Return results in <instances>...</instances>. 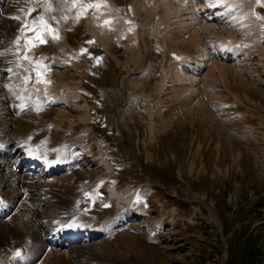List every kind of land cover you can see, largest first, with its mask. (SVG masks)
<instances>
[{"label": "rangeland", "instance_id": "374dc122", "mask_svg": "<svg viewBox=\"0 0 264 264\" xmlns=\"http://www.w3.org/2000/svg\"><path fill=\"white\" fill-rule=\"evenodd\" d=\"M93 1L97 2L72 0L71 15L75 9L86 14L81 23L66 19L60 28L75 33V27L82 26L77 27L81 37L67 41L68 33L45 32V42L37 39L28 53L66 63L51 76L52 86H35L36 90L46 86L48 92L41 94H58L66 102L42 111L44 117L42 112L31 115L38 125L36 139L55 145L67 135L71 145L87 144L80 171L64 176L80 186V210L85 207L109 220L116 211H131L133 216L146 209V216L131 218L102 240L103 251L117 259L125 253L126 264H264V0H244L245 6L253 7L255 19V26L245 31L239 32L249 24L243 8L239 28L214 26V33L198 38V25H191L170 34L172 43L160 31L163 24L152 23H165L173 12L180 18L189 14L183 12L182 0H102L98 8ZM58 3L63 9L65 4ZM113 16L122 24L119 29ZM172 21L171 31L179 19ZM230 29L236 32L243 55L224 61L212 48L224 42ZM232 39L228 37L229 42ZM202 52L206 54L196 77L183 73L184 57L192 62ZM34 83L30 80L29 85ZM19 88L29 92L25 86ZM25 118L22 131L28 136L34 124ZM15 133L9 131L8 136ZM96 144L101 146L98 151ZM111 183L119 184L120 204L110 200ZM6 189V196L21 195L18 187ZM20 198L11 206L19 209L22 204L25 212L1 221L0 231L8 220L22 238L32 231L34 218L27 211L32 204ZM36 210L43 215L40 207ZM97 222L101 221L93 220L98 226ZM126 243L133 245L128 254Z\"/></svg>", "mask_w": 264, "mask_h": 264}, {"label": "bare ground", "instance_id": "6f19581e", "mask_svg": "<svg viewBox=\"0 0 264 264\" xmlns=\"http://www.w3.org/2000/svg\"><path fill=\"white\" fill-rule=\"evenodd\" d=\"M57 1L59 0H0V128L2 130V132L0 133L1 135L0 139L2 138L4 139V143L3 141H0L1 142L0 151L2 152V159H3V161H0V193L4 194V195L1 194L0 197V222L5 221L15 212H18L19 214L25 212V206L22 204L19 209H17L16 207L14 208V206H11L14 202H18V201L21 202V198H20L21 196H22V200L26 198L32 204L33 207H29L27 211L28 214L31 216V220L32 218H34L32 221V231L28 235L22 238L19 237L20 230L17 229L18 230L17 231L12 229L9 226L8 220L5 222L4 225L1 226L2 229L0 231V264H125L126 263L124 259L125 253L124 256L119 253V255L123 256L122 259L112 258L111 256L105 254V251H103L104 245L102 241L107 233L106 229L112 226L114 227L119 226L121 224L120 221H122L123 216H121L120 213H116L114 215V218L112 219L111 224L107 225L106 227H104L102 224H98L99 227L96 224H93V220L104 222L106 217L102 215H97V213L95 212L91 214V212H88L85 207H84L85 210H80V207L83 208V205L81 204L82 200L80 199L82 198L81 194H78L77 192L79 190L78 187L80 186L78 187L75 186L76 183L75 182L74 184L72 183L73 182L72 178L69 179L64 178V176L67 177V175L69 176L75 175V172L77 171V170L76 171L73 170L70 173H66L71 167H73L76 164V158L73 157L71 158L70 156L72 151L71 146L66 142L62 143L59 147L58 145L55 147H50V144L44 142L39 143L37 142L38 140L35 141L33 140L32 142H30L29 139L27 138V135L25 136L23 134L24 130L22 131V129H24L23 128L24 124L22 120L25 117H26L25 120L31 118L30 120L33 121L34 126L33 128H31V130H35V128H38L37 121H35L34 117H32V115L29 114V112L32 109L36 108V103L37 104L41 103L43 105L49 106V105L61 104L66 102L63 99V96L61 97L60 95L56 94L57 92L55 94L59 97H51L48 96L47 94H41V93H39L37 96L32 95L29 91V86H27L25 82L21 81L22 78H28L29 76H33L35 75L36 72H38V71L34 72L30 70V69H36V66H34L32 63L49 61V63H44V64L40 63L41 66L44 67L45 69L44 72H46V70H54L55 68L56 69L60 68V66L62 65V62H54L55 60L52 58L47 61L46 60L42 61L43 56H31L29 58L27 54L21 55L20 54L21 47L19 44L21 39L26 38V34L24 33V30H26L29 26H32L33 23L36 24L37 31H35V33H37L40 31H44L45 27L51 26L52 28H56L61 20H63L64 18H68V15L70 14L69 10L67 9L66 6L65 7L63 6L64 8L62 9V5L59 3H58L59 5L58 7V5L56 4ZM179 1L180 0H178V2ZM187 1L190 4H193L192 6H195L196 0H187ZM205 1L211 3L210 5H208V9H206L205 11L203 10V15L205 19L202 18L198 19L194 17L193 15H191L190 11H188L189 14L182 13L185 14V17H181V18L178 17L179 15L177 16L176 13L173 12L172 17L170 19L169 17L166 18L167 21L165 23L159 21L161 23L157 24L156 21V23H152V24L154 25L163 24V28H161L160 31L162 32V35L164 34L166 38H168L169 41H170V37H169L170 34L172 33L179 34V32L182 31L184 27L190 28L191 25L194 26L198 25V28L195 29L196 33L198 34V38L200 37V35L206 36L205 32L214 33L215 27L208 23L209 22L208 20L211 19L213 21L216 20L218 25L226 24L229 28H232L233 26H236L238 28L241 27V21L244 20V18L242 19L241 16V14L243 13V8H245L242 6L244 5V2L243 4H241L239 0H205ZM69 2H71L73 6L72 0H67L68 4ZM77 2L80 3L81 1H77ZM181 4L182 3H180V6ZM81 5L83 4L81 3ZM201 6L198 7L203 8ZM52 7L55 10H57L56 14L59 15L60 18L62 17V19L60 18L58 20L53 19V16H51L49 12L52 10ZM169 9L171 10V8ZM210 9H217L218 12L216 11L211 15L209 13ZM245 9H246L245 10L246 17L249 20H252V13H253L252 9L251 8H245ZM230 12H232V14ZM15 17H19V19H15ZM113 17L114 18L112 19H114V22L112 23H114L116 27L119 26L120 28L122 24L120 25L119 23L120 21H118V19L115 18V16ZM173 18H175L176 20H174ZM177 19H179V22L177 21ZM185 19L187 22L180 23ZM25 20H26V25H23V21ZM169 20H173L172 22L174 21L178 22L177 26L174 23L176 28L173 27L172 31L168 26L170 25ZM80 21H81L80 18L74 17L73 24H76ZM162 21L164 20L162 19ZM46 22L48 25L46 24ZM250 23H253V21L249 22V25L248 24L247 25L251 26ZM203 25H205L206 27L204 29H208V28L211 29L204 31V29L202 28ZM77 27H75L74 29L75 33H68L67 41H71V38H78V36L81 37L80 35H82L83 32H81ZM76 28L78 30H76ZM79 28H82V26H80ZM220 28L222 29L223 27ZM115 29L117 28L114 27L113 30ZM221 29H218V32ZM96 30L98 31V32L96 31V33L100 38L101 29L98 28ZM242 30L245 31L244 27L240 28L239 32ZM112 32L115 33V31ZM235 33L233 34V30L230 29V32L228 33V36L225 37L224 42L228 43L229 42L228 37H229L231 39L234 38L232 39V43L230 44L229 42V45L227 44V45L219 46L220 49L226 53V55H233V57L237 56L235 50H239L237 48L240 47L239 43L235 39ZM111 34L109 36H111ZM192 35L194 34H191L190 36ZM93 38H97V37H93ZM232 45L233 46L236 45V46L232 47ZM205 54L206 53H204V55ZM50 56L51 55H48L47 59ZM184 59L187 58L184 57ZM201 60L202 57L201 58L199 57L193 66H189L188 64L187 67H190L189 71H191L190 74H188L190 77H194V78L196 77L197 72H199L198 66H201L200 63ZM185 61L188 62V60ZM45 64H48V66L45 67ZM183 67L187 68L186 66ZM179 75H180L179 78H181L182 74L179 73ZM188 75L185 76L189 77ZM181 81L182 78L179 81L180 83L179 85H182ZM49 82L50 81L47 78H44L43 76H40V79L38 81V83H45V85L48 84ZM15 83L18 86H15L14 85ZM19 86L27 87L29 92L25 93L26 89L19 88ZM36 87L38 88V86ZM160 89H163L162 86L161 88H159V90ZM47 109L49 108L47 107ZM43 113L45 112H42V114L40 113L41 116L43 115ZM27 115H30L31 117L29 116L30 118L29 117L27 118ZM51 119H53V117ZM26 122L27 121H25V123ZM31 125L32 124L30 122L29 126L31 127ZM9 131L12 133L14 132L17 133L11 135L12 137L11 138L8 136ZM30 131L27 132L30 133ZM151 131H153L152 128ZM61 141H64V138ZM39 144H41V146ZM3 147H5L6 149L3 150ZM20 150H23L24 156L26 155V153H29L32 157L37 158L39 161L42 162L41 165L44 166L43 175H41L40 173H31L29 171H25V169L22 166L16 167V163L14 162L15 160L16 162H18L19 160L20 163L25 162L24 156L21 159L17 155V153H19ZM68 158H71V160L68 161L67 160ZM76 179H80V178H76ZM84 183L86 184V182ZM7 186H13L22 189L23 195H22V191H19V194H21L20 197L17 195L6 196L5 194L7 193V189H6ZM86 189L87 188H85V190ZM110 192L112 197L115 196L117 201V192L114 186L110 187ZM78 198L80 199L79 202H78ZM53 204H57V206L60 208L56 209ZM117 204H119V202H117ZM36 206L42 209L43 212L42 216L38 212V210H36ZM85 213H87L86 217H85ZM88 214L90 217L87 216ZM44 223H48L49 225L48 227V225L45 224V230L47 226L48 228L51 229V232H46L44 230ZM81 232H84L83 235L87 236L86 240L84 238L82 239V241L80 240L75 243L70 241L67 242L64 239L65 235H69L71 238L77 239L81 235ZM57 238H61L62 240H56ZM59 241L61 242L63 241V245H64L63 247L59 246V243H61ZM130 244L127 245L126 243L128 248L127 249L125 248L126 249L125 252L127 254L132 250L133 245L131 246ZM66 248H68L69 250L67 253H64L63 249Z\"/></svg>", "mask_w": 264, "mask_h": 264}, {"label": "snow or ice", "instance_id": "6c2138e0", "mask_svg": "<svg viewBox=\"0 0 264 264\" xmlns=\"http://www.w3.org/2000/svg\"><path fill=\"white\" fill-rule=\"evenodd\" d=\"M15 19H19V17H15ZM58 38V37H57ZM36 39H38L41 43H44L45 41L43 40V38L39 35V34H37V36H36ZM91 43V42H90ZM87 50L86 49H82V52H86ZM18 255H19V253H18Z\"/></svg>", "mask_w": 264, "mask_h": 264}]
</instances>
